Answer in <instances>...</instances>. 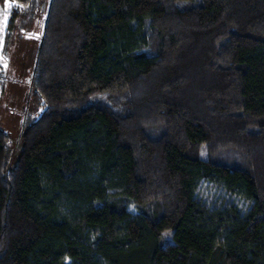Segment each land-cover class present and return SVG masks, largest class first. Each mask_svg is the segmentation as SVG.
I'll return each instance as SVG.
<instances>
[{
  "label": "trees",
  "instance_id": "16d2710c",
  "mask_svg": "<svg viewBox=\"0 0 264 264\" xmlns=\"http://www.w3.org/2000/svg\"><path fill=\"white\" fill-rule=\"evenodd\" d=\"M7 1L6 42L44 18L0 264H264V0Z\"/></svg>",
  "mask_w": 264,
  "mask_h": 264
},
{
  "label": "rangeland",
  "instance_id": "374dc122",
  "mask_svg": "<svg viewBox=\"0 0 264 264\" xmlns=\"http://www.w3.org/2000/svg\"><path fill=\"white\" fill-rule=\"evenodd\" d=\"M11 6L8 1L0 4V127L9 133L14 146L25 122L20 111L26 107L30 87L33 54L30 47L40 40L44 10L40 13L37 6L32 14L26 10L24 16L15 19L10 39L6 42ZM129 209L134 210V206L129 205Z\"/></svg>",
  "mask_w": 264,
  "mask_h": 264
}]
</instances>
